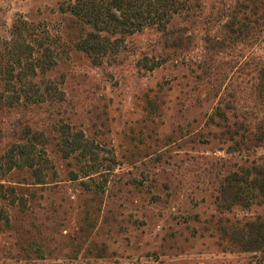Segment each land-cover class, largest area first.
<instances>
[{"label": "rangeland", "instance_id": "obj_1", "mask_svg": "<svg viewBox=\"0 0 264 264\" xmlns=\"http://www.w3.org/2000/svg\"><path fill=\"white\" fill-rule=\"evenodd\" d=\"M68 1L0 0L2 37L22 17L56 41L44 78L61 91L0 106V155L27 143L46 159L43 183L25 167L0 172L19 199H0V264H264L238 230L264 216L263 199L255 190L226 208L241 184L226 180L264 161V12L258 21L241 10L253 1L178 0L189 6L169 31L127 35L93 62L76 49L87 27L62 12ZM67 130L98 158L63 156Z\"/></svg>", "mask_w": 264, "mask_h": 264}, {"label": "trees", "instance_id": "obj_2", "mask_svg": "<svg viewBox=\"0 0 264 264\" xmlns=\"http://www.w3.org/2000/svg\"><path fill=\"white\" fill-rule=\"evenodd\" d=\"M244 1L242 0L241 4L253 1L254 5H251L252 9H241L243 15L249 12L253 16L257 15L256 20L259 21V15L264 12V0ZM183 4L184 6H181L178 0H73L63 4L60 9L87 27L84 35L76 41V49L84 51L93 62H100L104 56L115 53L120 47V39L127 35L146 28L169 31L168 24L173 17L189 6L185 1ZM167 35L171 36L172 32ZM175 40L182 43L184 37L177 36ZM178 42L174 44L179 46ZM58 53L56 41L43 24L18 18L12 25L9 37L0 35V106H13L19 102L37 104L59 98V86L54 80L44 78L56 66ZM156 66H159V62L154 63L150 69ZM63 134V156L87 158L92 162L98 158L91 143L81 132L70 133L67 130ZM257 136L258 139L264 137V125L259 127ZM2 157L5 161L4 167H1ZM39 158L33 146L28 147L27 143L14 144L6 154L0 155V172L5 174L14 168L25 167L37 183H43L44 174L40 172L39 162H46V159L40 158L39 161ZM92 166L91 169L84 170L85 176L95 170ZM232 176L226 180L228 188L239 181L241 184L233 191V199L226 200L227 209L231 207L232 202L248 204L252 198L257 197L255 190L264 201V161L251 169H244L239 176ZM16 193L15 187L0 183V199L9 198L11 203L17 201L18 204ZM238 230L242 234H253L247 239L241 235L240 241L264 257V216L245 222Z\"/></svg>", "mask_w": 264, "mask_h": 264}]
</instances>
